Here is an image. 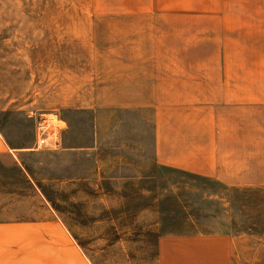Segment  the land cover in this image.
I'll list each match as a JSON object with an SVG mask.
<instances>
[{
  "label": "rangeland",
  "instance_id": "rangeland-1",
  "mask_svg": "<svg viewBox=\"0 0 264 264\" xmlns=\"http://www.w3.org/2000/svg\"><path fill=\"white\" fill-rule=\"evenodd\" d=\"M259 6L264 0H0V222H23L0 232L39 235L17 248L27 257L39 247L36 264H51L43 257L53 250L63 260L67 243L87 264H154L161 235L264 234L262 190L159 165L154 106L101 107L121 97L99 89L116 57L130 53L132 30L149 31L152 53L165 33L220 41L225 11ZM59 232L66 238L49 236ZM45 237L52 250H42Z\"/></svg>",
  "mask_w": 264,
  "mask_h": 264
},
{
  "label": "crops",
  "instance_id": "crops-1",
  "mask_svg": "<svg viewBox=\"0 0 264 264\" xmlns=\"http://www.w3.org/2000/svg\"><path fill=\"white\" fill-rule=\"evenodd\" d=\"M225 12L220 41H183L179 33L173 39L165 33L152 53L149 31L140 36L132 30L130 53L116 57L109 83L99 88L100 94L121 98H110L100 106L141 110L154 106L159 165L217 181L228 189L264 193V6ZM94 93L99 94L96 85ZM3 145L7 146L5 141ZM3 150L0 154L6 153ZM19 223L23 222H0V228ZM37 236L1 231L0 264H36L39 247L26 246L27 257L26 249L17 248L21 239L37 240ZM49 236L66 238L63 232ZM51 238H44L42 250L51 249ZM69 246L58 263L55 250L43 258L51 264H87ZM55 249L60 253L61 245ZM154 264H264V234L161 235Z\"/></svg>",
  "mask_w": 264,
  "mask_h": 264
},
{
  "label": "trees",
  "instance_id": "trees-1",
  "mask_svg": "<svg viewBox=\"0 0 264 264\" xmlns=\"http://www.w3.org/2000/svg\"><path fill=\"white\" fill-rule=\"evenodd\" d=\"M14 167H15V169H16V171H17V175H20V176H21V178H22V179H21V180H22V183L27 184L28 187H29L30 189H32V191H34V188H33V186L31 185L30 180H29L26 176H24V175L22 174L21 169H19V168L17 167V165H15ZM16 180L20 181L19 179H16ZM17 194H18V193H17Z\"/></svg>",
  "mask_w": 264,
  "mask_h": 264
},
{
  "label": "built area",
  "instance_id": "built-area-1",
  "mask_svg": "<svg viewBox=\"0 0 264 264\" xmlns=\"http://www.w3.org/2000/svg\"><path fill=\"white\" fill-rule=\"evenodd\" d=\"M42 143H44V140L42 139V141H41Z\"/></svg>",
  "mask_w": 264,
  "mask_h": 264
}]
</instances>
